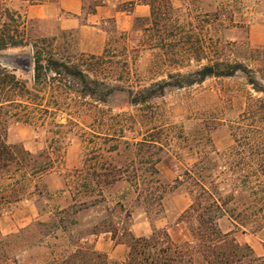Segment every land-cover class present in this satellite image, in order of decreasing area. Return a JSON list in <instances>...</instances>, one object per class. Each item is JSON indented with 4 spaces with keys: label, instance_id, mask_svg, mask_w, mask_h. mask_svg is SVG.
I'll use <instances>...</instances> for the list:
<instances>
[{
    "label": "rangeland",
    "instance_id": "1",
    "mask_svg": "<svg viewBox=\"0 0 264 264\" xmlns=\"http://www.w3.org/2000/svg\"><path fill=\"white\" fill-rule=\"evenodd\" d=\"M97 1L85 0L87 8ZM111 3L120 10L131 7L130 0ZM29 4L0 0V25H13L10 18L17 13L26 16L31 38H56L60 57L103 53L107 44L99 53L87 52L77 32L30 19L24 13ZM155 8L150 32H133L135 19L126 32L113 22L105 25L107 56H129L131 72L124 78L130 84L143 88L171 81L168 74H192L226 61L248 67L264 90V0H157ZM29 53V48L1 51L0 66L13 70L7 61ZM15 74L24 80L32 76ZM105 92L106 102L65 101L54 120L57 136L51 121L9 126V144L35 156L56 151L50 172L24 188L0 178V264H126L130 233L140 238L167 230L175 239H187L175 223L192 202L185 179L190 171L214 180L223 198L235 204L244 227L227 216L221 230L264 256V176H254L264 166V92L241 72L169 87L137 105L125 92ZM144 141L156 147L128 146ZM115 168L124 177L111 185L94 177ZM153 168L157 175L150 174ZM135 172L143 181L139 186ZM177 179L189 183L174 187Z\"/></svg>",
    "mask_w": 264,
    "mask_h": 264
},
{
    "label": "trees",
    "instance_id": "2",
    "mask_svg": "<svg viewBox=\"0 0 264 264\" xmlns=\"http://www.w3.org/2000/svg\"><path fill=\"white\" fill-rule=\"evenodd\" d=\"M136 1L148 5L151 14L147 18H135L133 32H150L156 19L157 0H130L131 7L122 11L131 12ZM103 3L105 0H99L87 8L85 2L84 8L87 13H94L95 8ZM10 21L14 24L0 25V52L12 48L30 49L29 54L7 61L13 70L0 66V178L9 180L13 186L24 188L35 177L50 172L56 150L54 148L51 153L35 156L23 147L9 144V126L15 123L44 126L49 121L54 124L67 100L92 98L106 102L105 91L108 90L111 95L116 91L125 92L129 103L137 105L160 96L169 87L184 88L208 78L233 77L239 72L247 77L257 92H264L248 67L226 61L211 62L192 74H168L171 81L161 80L147 87L136 88L124 78L125 75L129 77L131 72L129 56L120 60L108 57L110 42L101 55L83 53L74 58H64L58 54L55 37L31 38L26 16L12 13ZM27 64L31 67L32 76L24 80L15 71L24 69ZM112 80L123 82L124 86L113 85ZM54 127L57 130H53V134L57 136L58 124L55 123ZM144 145L156 147L146 141L128 144L129 148ZM42 158L43 162H39ZM262 161L259 159L260 163ZM115 169L99 174L95 172L94 177H104V186L111 185L124 177L121 169ZM150 174L157 175L158 171L153 168ZM254 176H264V166ZM140 177L135 172L133 181L136 186L143 182ZM185 177L191 183L188 190L192 202L175 226L184 227L187 239H175L167 230L155 231L150 237L140 238L130 233L125 243L128 248L126 264H264V256L256 255L249 245L239 243L233 232L224 233L221 230L219 223L227 216L235 225H244L238 220L235 204L223 198L219 185L214 180H205L194 171L185 173ZM188 180L177 179L174 187L189 183ZM91 185L85 184V188ZM139 197H143L142 194Z\"/></svg>",
    "mask_w": 264,
    "mask_h": 264
},
{
    "label": "crops",
    "instance_id": "3",
    "mask_svg": "<svg viewBox=\"0 0 264 264\" xmlns=\"http://www.w3.org/2000/svg\"><path fill=\"white\" fill-rule=\"evenodd\" d=\"M30 4L24 13L30 19L55 22L63 32H77L87 52L99 53L108 42L107 22H113L117 30H131L133 19L147 18L151 9L143 2L136 1L132 11L118 9L111 0L97 6L94 13H87L85 0H22Z\"/></svg>",
    "mask_w": 264,
    "mask_h": 264
},
{
    "label": "water",
    "instance_id": "4",
    "mask_svg": "<svg viewBox=\"0 0 264 264\" xmlns=\"http://www.w3.org/2000/svg\"><path fill=\"white\" fill-rule=\"evenodd\" d=\"M20 61H21V59H20ZM30 70H31V67H30L29 64H27L26 67H25L24 69H22V71H23V72H26V73H29Z\"/></svg>",
    "mask_w": 264,
    "mask_h": 264
}]
</instances>
